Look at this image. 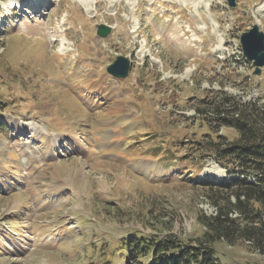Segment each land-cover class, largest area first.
<instances>
[{"label": "rangeland", "instance_id": "374dc122", "mask_svg": "<svg viewBox=\"0 0 264 264\" xmlns=\"http://www.w3.org/2000/svg\"><path fill=\"white\" fill-rule=\"evenodd\" d=\"M34 2L0 0V264H127L114 239L200 237L196 217L215 212L200 180L225 178L206 147L236 132L193 107L220 88L264 100V65L240 44L264 32V0ZM116 55L126 78L106 72ZM213 248L219 264H264L246 244Z\"/></svg>", "mask_w": 264, "mask_h": 264}, {"label": "trees", "instance_id": "16d2710c", "mask_svg": "<svg viewBox=\"0 0 264 264\" xmlns=\"http://www.w3.org/2000/svg\"><path fill=\"white\" fill-rule=\"evenodd\" d=\"M194 106L211 129L230 128L234 139L217 134L208 145L209 155L223 168L225 178L200 180L215 208L214 214H198L204 228L200 237L178 238L124 236L113 240L119 257L135 264H219L213 244H246L264 257V100H242L222 88L211 91Z\"/></svg>", "mask_w": 264, "mask_h": 264}, {"label": "water", "instance_id": "95a60500", "mask_svg": "<svg viewBox=\"0 0 264 264\" xmlns=\"http://www.w3.org/2000/svg\"><path fill=\"white\" fill-rule=\"evenodd\" d=\"M230 7L236 5L235 0H227ZM111 27L106 24L96 25V34L100 37H106ZM240 44L242 54L255 67L254 74H259L260 67L264 65V32L258 29L254 24L248 31L241 33ZM130 59L127 56L117 55L113 62L106 66L108 74L115 78H126L129 74Z\"/></svg>", "mask_w": 264, "mask_h": 264}, {"label": "bare ground", "instance_id": "6f19581e", "mask_svg": "<svg viewBox=\"0 0 264 264\" xmlns=\"http://www.w3.org/2000/svg\"><path fill=\"white\" fill-rule=\"evenodd\" d=\"M38 1L39 0H35V2L36 3H38ZM200 1V0H199ZM82 3V2H81ZM201 3V2H200ZM180 4H182V5H186V6H191V7H195L194 9H196L197 7H198V5H199V3H198V0L196 1V0H180ZM263 6H264V4H263ZM259 22V21H258ZM71 45V43L70 44H67L66 43V41H62L61 43H60V46H59V50H60V52L61 53H64V52H68V51H70V50H72V47L70 46ZM152 60L154 61V62H159V60L157 59V58H154L153 56H152ZM187 72H189V70H187ZM63 81H65L66 82V89L67 90H74V89H77V85H76V82H75V79L74 78H71L70 76H65L63 79H62ZM90 85H91V91H89V92H91V93H89L91 96H92V94H97L98 92H99V88H98V85L94 82V81H91L90 82ZM89 90V89H88ZM85 96H87V95H85ZM93 98V97H92ZM20 123H22V124H29V122H24V121H21ZM33 131V130H32ZM53 140H54V145H57L58 143H60L61 142V138H60V136H58V135H56V134H54L53 135ZM77 136L75 135V139H77L76 138ZM128 143H131V144H133L132 143V141L131 140H129L128 141ZM81 144V146H84V144H83V142H81L80 143ZM130 144V145H131ZM59 145V144H58ZM127 145H129V144H127ZM143 172H145V173H149L150 171H151V168H152V165H150V164H144V163H142V165H140V167H139ZM218 168V167H217ZM213 174V173H212ZM215 175H216V173H215ZM218 175V174H217Z\"/></svg>", "mask_w": 264, "mask_h": 264}]
</instances>
